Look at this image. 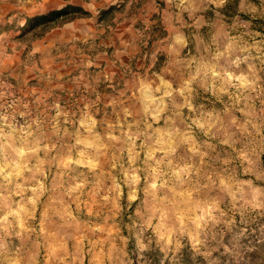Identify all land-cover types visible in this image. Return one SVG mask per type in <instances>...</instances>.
Returning <instances> with one entry per match:
<instances>
[{
	"label": "rangeland",
	"instance_id": "374dc122",
	"mask_svg": "<svg viewBox=\"0 0 264 264\" xmlns=\"http://www.w3.org/2000/svg\"><path fill=\"white\" fill-rule=\"evenodd\" d=\"M0 264H264V0H0Z\"/></svg>",
	"mask_w": 264,
	"mask_h": 264
},
{
	"label": "trees",
	"instance_id": "16d2710c",
	"mask_svg": "<svg viewBox=\"0 0 264 264\" xmlns=\"http://www.w3.org/2000/svg\"><path fill=\"white\" fill-rule=\"evenodd\" d=\"M120 5H111L107 9L99 11L98 21L102 22L106 17L113 12L120 10ZM91 14L86 11L82 6L75 4H66L59 9H53L47 11L44 14H40L33 17H28L25 24L21 28L20 37H24L27 34H34L35 38H40L48 31L60 27L63 24L72 22L76 19L90 18Z\"/></svg>",
	"mask_w": 264,
	"mask_h": 264
},
{
	"label": "crops",
	"instance_id": "0c3cea01",
	"mask_svg": "<svg viewBox=\"0 0 264 264\" xmlns=\"http://www.w3.org/2000/svg\"><path fill=\"white\" fill-rule=\"evenodd\" d=\"M64 4H65V2L63 1V2H59V4H56V5H54V6H50L46 11H44V12H41L40 14H44V13H46L47 11H50V10H53V9H59V8H61V7H63L64 6ZM79 6H82L86 11H88L89 13H90V9H88L89 7H87V5H89L88 3H86L85 5L86 6H84V5H80V4H78ZM100 10H102V9H99V11ZM91 18V17H90ZM85 20L86 19H88V18H84ZM83 20L82 19H79V20H76V21H73V22H71V23H69V24H66V26H64L62 29H60V31H58V30H52L48 35H55V34H61V31H62V33L63 32H66V29L67 28H69L70 26H72L73 24H75V23H81ZM73 36H74V33H73ZM72 36V37H73Z\"/></svg>",
	"mask_w": 264,
	"mask_h": 264
}]
</instances>
